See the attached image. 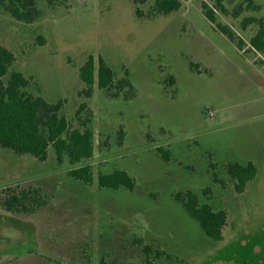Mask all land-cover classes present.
Listing matches in <instances>:
<instances>
[{"label": "rangeland", "instance_id": "374dc122", "mask_svg": "<svg viewBox=\"0 0 264 264\" xmlns=\"http://www.w3.org/2000/svg\"><path fill=\"white\" fill-rule=\"evenodd\" d=\"M154 1L37 0L42 14L32 24L0 9V41L15 56L10 72L30 79L28 93L64 100L70 127L86 123L94 139L92 158L80 164L90 167V186L71 179L68 160L58 164L51 147L44 162L0 149V201L31 189L47 201L33 214L0 204V216L34 228L31 244L0 228V264H264V54L239 52L202 14L205 4L249 46L264 28V0H250L256 10L248 0H221L222 11L213 0H179L167 16L136 17ZM89 55L103 57L116 81L127 75L133 97L125 89L111 98L97 85L81 96ZM248 162L257 175L238 193L225 166ZM116 170L134 180L132 191L98 187L99 175ZM187 190L226 211L220 242L173 200ZM7 241L34 248L9 254Z\"/></svg>", "mask_w": 264, "mask_h": 264}, {"label": "trees", "instance_id": "16d2710c", "mask_svg": "<svg viewBox=\"0 0 264 264\" xmlns=\"http://www.w3.org/2000/svg\"><path fill=\"white\" fill-rule=\"evenodd\" d=\"M58 0H45L49 6H54ZM215 6L222 11L221 0H213ZM146 0H136V4H144ZM37 0H0V9L8 13L14 20L32 24L41 17L42 12L36 6ZM181 2L179 0H155L152 6L144 12L137 7L135 15L139 19H152L158 16H167L179 11ZM247 8L258 9L250 0ZM203 16L213 24L216 29L228 40L235 44L239 52L254 50L264 54V28L259 25L256 35L246 46L244 41L237 37L229 28L216 22L214 11L207 5H202ZM246 48V49H245ZM250 48V49H249ZM15 61L14 54L5 48L0 41V149L13 152L18 156H31L39 162H44L51 147L55 153L56 161L61 164L66 158L70 168L67 175L90 186L93 181L92 173L88 165H80L89 160L94 152L93 132L86 123L83 129H72L62 113L64 100L49 103L39 95H33L26 91L30 85V79L21 72L10 69ZM191 68L197 66L190 63ZM79 78L84 84L80 95L90 98L94 86L103 91L109 97H119L122 91L124 98L133 97V87L128 76L116 81L115 72L105 62L103 57L95 58L89 55L79 69ZM173 81V78H170ZM85 108L81 104L77 110L78 116ZM162 160L168 161L170 153L157 148ZM226 174L235 180V190L244 192L247 184L257 175V168L252 162L245 165L232 163L225 166ZM98 187L110 190L134 189V180L123 170H116L109 175H99ZM207 189L202 193L206 195ZM173 200L194 219L204 235L220 242L223 238L222 230L227 222V213L224 210L215 211L209 203L200 200L193 191H180L172 196ZM46 199L38 189L21 190L8 194L0 201L4 210L12 215L33 214L45 206ZM13 228L21 232L24 239L33 243L34 228L31 223L22 221L13 216H0V228ZM7 241L6 253L20 255L24 252L33 251V244ZM4 252V251H2Z\"/></svg>", "mask_w": 264, "mask_h": 264}]
</instances>
